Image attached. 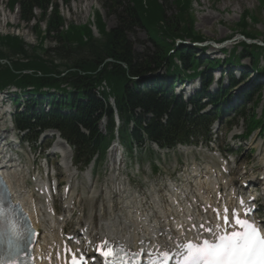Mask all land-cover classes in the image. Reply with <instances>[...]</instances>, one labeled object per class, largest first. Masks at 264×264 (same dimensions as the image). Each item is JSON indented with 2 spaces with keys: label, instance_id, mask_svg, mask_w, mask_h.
Masks as SVG:
<instances>
[{
  "label": "trees",
  "instance_id": "trees-1",
  "mask_svg": "<svg viewBox=\"0 0 264 264\" xmlns=\"http://www.w3.org/2000/svg\"><path fill=\"white\" fill-rule=\"evenodd\" d=\"M129 1L125 5H121L116 0L111 2L112 5L108 10L116 15L118 24L108 34H105L104 24L97 16L96 26L102 34L101 39L94 38L87 25L80 28L69 25L64 29L59 7L53 0H10L9 2L10 7L18 3L20 20L27 24L36 19L34 11L39 9L41 16L35 24L34 32H37L41 40L56 41L57 45L53 51L58 57L59 64H54L53 58L43 59L36 53L29 55L24 51L23 42L17 38L4 39L5 50L13 55L19 53L24 55L26 62L13 60L10 61L9 66L1 65L0 86L13 82L21 86L57 88L59 83L69 82L73 88L70 102L74 103L71 116L50 112L46 116L39 117L37 123L59 128L76 147L80 148V151L84 149L90 153L97 148L102 149L108 141V137L100 135L96 128L97 120L104 109V102L90 95L92 88L102 80L110 86L112 95L117 99L119 115L125 121L133 119L135 125L140 126L142 114L134 115L135 108L153 114L155 119L151 121V137L160 144L171 146L177 141H184L185 133L189 129L182 103L164 100L151 91L133 92L129 80L130 76L150 73L166 63L169 51L173 49V45L168 41L170 38L182 37L184 33L203 39L193 30V21L189 19L190 0L174 1L179 8L175 14H178L177 18L184 24H179L176 19L173 20L175 14L172 15V20L166 17L167 3L162 5L158 0H145V3L144 0ZM130 3L132 5H129ZM249 15L248 12L241 14V19L235 28L246 37L254 38L246 20ZM40 21L43 22V27L40 26ZM137 26L146 30L149 41L155 48L151 56L134 52L125 38L127 32ZM236 29L235 32L238 31ZM254 48L256 49L257 46L248 47L243 43L242 54L254 56L256 54ZM6 56L4 51H0V57L8 58ZM233 56L239 59V56L235 54ZM105 58H111L113 62L103 65ZM182 58L185 67L195 66L197 61L193 56L192 59H188V54H183ZM101 65L102 68L98 70ZM26 69L34 73L39 71L41 76L34 73L22 74L21 71ZM62 71L67 72L63 78L51 76L52 73L58 75ZM79 97L87 98V101H80ZM163 113L168 115L166 125H160L157 120ZM80 125L88 130L89 135L79 131Z\"/></svg>",
  "mask_w": 264,
  "mask_h": 264
},
{
  "label": "bare ground",
  "instance_id": "bare-ground-1",
  "mask_svg": "<svg viewBox=\"0 0 264 264\" xmlns=\"http://www.w3.org/2000/svg\"><path fill=\"white\" fill-rule=\"evenodd\" d=\"M56 145L55 148L60 150L63 155L61 163L65 172L64 179L67 183H71L76 173L70 167L69 157L63 148V144L57 142ZM116 151L115 147L111 148L109 166L113 173L111 174L110 186L106 187L105 184L97 186L89 181L90 171L83 173L84 183L88 186V190L78 191L76 188L73 190L71 188L65 193L61 202V215H52V211L56 209L46 191V181L39 174L37 175L39 179L38 177L35 178L34 174L32 175V188L36 182V190L38 193L41 192L43 201L34 200L33 194L24 188L23 182L18 180L17 176L22 171L21 167L18 170L15 168L10 171H3L12 190L14 200L20 203L29 220L39 230L40 235L34 247V257L38 264H63L64 250L91 253L93 247L106 239L118 241L126 250L138 247L150 251L159 248L163 251L171 246V241L167 237L175 236L181 240L193 239L198 232L202 231L199 228L201 223H204L206 227H211L202 216L194 217L190 221L189 229L196 225V231H185L179 215L182 212L186 213L187 210L190 212V206L182 204L177 209L166 204H160L156 189H152L154 195L150 196L152 198L147 203L148 207H143V203L135 200L136 192H132L131 198L127 201L114 202L112 195L120 196L125 189L120 186L118 179L115 181L117 174L114 171L116 172L122 164V159L115 156ZM203 169L206 170L207 174L203 175L201 171L199 172L203 177L204 185L201 190L197 189V192L201 195L199 204L202 205V200H204L202 208L206 209L207 214H209L223 200L226 202L235 200V195L228 190L232 185L242 184L243 181L225 180V177L223 179L219 174L220 172L210 165H206ZM196 171L198 172V170ZM27 174L30 175L29 172ZM247 179L254 181L253 176ZM99 197H101L100 200H98ZM86 203L89 205L88 211L85 209ZM96 206L97 208L93 211ZM123 211L125 213H122ZM79 236L78 240L82 244L84 243V249L83 246H76L69 240Z\"/></svg>",
  "mask_w": 264,
  "mask_h": 264
},
{
  "label": "rangeland",
  "instance_id": "rangeland-1",
  "mask_svg": "<svg viewBox=\"0 0 264 264\" xmlns=\"http://www.w3.org/2000/svg\"><path fill=\"white\" fill-rule=\"evenodd\" d=\"M53 1L57 3V6L59 7V14L63 19L64 28L69 25L80 28L81 26H83V24L87 23L88 20L92 19L93 14H100L107 28L113 27L116 23L118 24L116 15L112 12L110 13L107 7L110 5L111 0H66L65 2L64 0ZM104 1L106 3L105 5H103ZM118 1H121V4L123 5L125 3L124 0ZM160 1L164 2V0ZM169 1L170 0H168V2ZM190 2L191 6L188 8L189 19L190 21H193V30L196 31V33H199V35H201L203 38L218 42L230 35L231 38H233V41L240 40V38H238V35L233 32L236 29L235 25L238 23L239 19H241L240 15H244L245 12H248L250 13V15L246 18V20L248 22V27L250 28L251 33L254 34L255 40L257 39L254 42L260 43L262 41L264 43V0H190ZM119 10L120 9H118V11ZM174 12V7L169 5L168 10L166 11V17L172 20V15L174 14ZM34 14L36 19H34L29 24L24 23L20 20L19 14L16 10L9 11L7 9V0H0V32L6 31L9 33H15L17 37L26 42L30 47H36L35 45L39 41V38L37 37V32L35 33L34 30L35 24L37 21H39L41 16L39 9H36L34 11ZM177 17L178 14H175V18H173V20L176 19L179 24H184V22L180 21V19H178ZM40 26L43 27V22L40 23ZM236 30L239 31V29ZM93 33L95 34V36H97L95 31ZM129 33V40H132V47L135 52L142 53L143 51H145V54L147 56H151L153 54L155 48L147 39V33L145 31H143L142 29L134 28ZM231 44V42H227L224 45H226L227 48H231ZM56 45L57 43L53 39L45 40L44 47H46L47 51L42 55L46 59H56L54 60V63L56 62L57 64L58 57L56 56V54H54V51H50L53 50ZM259 55L258 67L264 68V47L260 49ZM250 60L251 59H245L242 63L248 65L250 64ZM218 74L219 73L217 72L215 73V75ZM261 79L263 80V78ZM262 94V102L255 106V112L258 116L262 112V108L264 105V91ZM248 107H246L247 110H251L252 103H250ZM233 125L234 127L230 131L226 130L228 125L221 126L219 128L220 131L218 133V137L220 141L223 140L224 133H240L246 127L245 122L239 119L235 120ZM263 135L264 133L262 134V136ZM228 137L229 135L227 136V138ZM227 141H229V139H227ZM240 143L241 142L239 141L227 142L226 144H224V147H227V144H229L236 148ZM245 143L246 144L242 142V149L237 151L234 156L240 165L247 163L249 164V167L257 170L260 168V163L262 161V156L261 154H259V148H264V137L258 138L255 133L248 140H246ZM258 144L260 145L259 147L257 146ZM196 149L201 150L198 154L194 155L196 164L200 165L206 158H208V156L206 153V148L203 145L196 147ZM30 157V155H23L22 162H26L30 170H36V165L34 163L30 164V161L28 160ZM164 159V162L160 166L159 176H156V174L152 175L145 172V169L149 167L150 161L143 160L142 170H140V173L138 175H135L133 178H131L133 186L139 189H147L150 181H152L154 178L160 179L164 174L169 175L170 173L173 175L175 171L174 165H177V163H181L180 165L181 167H183L184 164H188L187 166H190L192 162V159L189 155H187L186 153L177 154V152L165 156ZM131 171L132 167H129L128 164L127 172ZM97 174L98 176L95 177L97 181L94 180L96 183L100 182L101 180L107 179V176L109 174V172L107 171V159H104L101 166L97 167ZM234 176L235 174L232 177ZM37 177L38 176H36L35 178ZM145 177H148V182H145ZM247 178H250V176H248ZM27 184H30V182ZM36 189L37 185L36 182H34V187L27 190H29L31 194H33V191L37 192ZM80 189L88 190V186L83 185V187ZM152 189L157 188L152 187L150 193H152ZM86 211H88L87 207Z\"/></svg>",
  "mask_w": 264,
  "mask_h": 264
},
{
  "label": "snow or ice",
  "instance_id": "snow-or-ice-1",
  "mask_svg": "<svg viewBox=\"0 0 264 264\" xmlns=\"http://www.w3.org/2000/svg\"><path fill=\"white\" fill-rule=\"evenodd\" d=\"M240 204L243 208L244 201ZM214 211L219 220V210ZM250 212L244 208L241 215L239 210L233 209L229 220L226 207L223 225L206 227L201 223L202 231L193 239L169 236L171 246L163 251L142 248L131 252L118 241L107 239L94 250L104 257V264H264V233L247 218ZM187 231H196V225ZM36 236L22 207L13 202L7 184L0 178V264H19L15 257L19 254L22 258L30 252ZM66 251L71 256L70 264H87L70 249Z\"/></svg>",
  "mask_w": 264,
  "mask_h": 264
}]
</instances>
